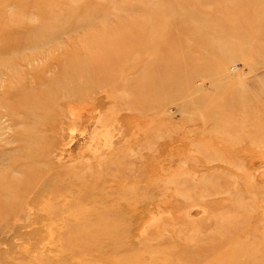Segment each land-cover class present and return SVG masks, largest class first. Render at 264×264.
<instances>
[{
  "label": "rangeland",
  "instance_id": "1",
  "mask_svg": "<svg viewBox=\"0 0 264 264\" xmlns=\"http://www.w3.org/2000/svg\"><path fill=\"white\" fill-rule=\"evenodd\" d=\"M223 200L263 264L264 0H0V264H176Z\"/></svg>",
  "mask_w": 264,
  "mask_h": 264
},
{
  "label": "bare ground",
  "instance_id": "2",
  "mask_svg": "<svg viewBox=\"0 0 264 264\" xmlns=\"http://www.w3.org/2000/svg\"><path fill=\"white\" fill-rule=\"evenodd\" d=\"M115 8L116 7L112 6L109 8V10L115 9ZM89 12L90 11H88V13H87V18H90ZM82 18H84V17H82ZM87 18H84V19H87ZM96 18L99 20V24L95 21V18L88 19L90 21V25L88 27V33L87 34H97L96 32H94L95 30H89V28L94 29V27L97 29L101 28L102 30H99V32L100 31L104 32L101 34H119V32H120L119 30H121V28L120 27L116 28L113 26L118 20L111 23V21H109L107 19V16L103 13H100V15H96ZM119 20L120 21L122 20V30L126 31L125 34H133V33H135V31H136V33L138 31V34H146L147 31L149 30L150 26H151L150 25V26L146 27L145 29H144V27H141V29H135L136 25H135V21L132 19V17L127 18V19L121 18ZM213 20H216L218 22V19H213ZM94 24H96V25H94ZM202 26H204V25H201L200 29H201V31H204L205 28ZM150 32H151V34H158L155 30H152V29L150 30ZM53 34H56V32L54 31ZM243 152H246V151L241 149L239 151V154L243 153ZM225 184H226V182L224 183V185ZM227 185L228 184H226L225 187ZM221 190L216 189V191H218V192H222ZM223 190H225V189H223ZM216 191H214V192L217 193ZM241 196H239V197H241ZM242 198H243V196L241 197V199ZM231 199L233 200V198H231ZM229 200L219 201L218 205L216 206V208H218L219 206H223L225 204L224 206L230 207V209L227 212L223 213L224 216L222 217V219L217 224V226L219 228H221L220 231L218 233H215V234H204V235H202V239H200V237L197 239L195 236H193L194 239L196 240V247L189 251V255L188 254L184 255V254L178 253L175 257V263L176 264H184L185 262H191V261H199L200 264H203L204 261L201 260V259H203V256L199 254V252H200L199 249L207 251V254L205 255V257H208V258H211V259L217 261L216 264L217 263L218 264H240V263H242V261H247L248 260L247 258H251L250 260L255 259V257H253L254 255L252 257L251 256L249 257V255L247 254V256H248L247 257L243 254L244 257L247 259V260L246 259L244 260L242 253H244L245 251H247L249 249L253 250V251H250V252H252V254L256 253L257 251H259V250H257V249H259L258 245L254 246L251 244H245L243 242L240 244H236L234 241V244L238 245V247L234 246V247H236V250H230V252L228 251V253H229L228 255H226L225 251H222L225 253L226 256L224 254L223 255L217 254L218 252L215 250V247H218V246H220V247L226 246V248H224V249H228V248L232 247V244H230L228 241H223L221 239H224L226 236H229V234H231L232 232H235L236 234H243L244 230L253 224V223H250L249 221L251 219H253L254 214H252V213H254V212L248 211L245 208V205L242 204V201L240 202V200H236L234 202L229 201ZM233 206H236V209H234ZM220 214H222V213H220ZM255 214H256V212H255ZM261 218H263V217L261 216ZM224 221L227 222V225L223 223ZM245 225H246V227H245ZM253 230L257 236H263L264 235V221H258L257 222V229L253 228ZM188 235H190V234H187V233L184 234L183 238H188L189 237ZM77 238L81 242V240L84 239V234L77 235ZM260 238H262V237H260ZM202 242L205 244H202ZM246 242H247V240H246ZM192 244H194V241L190 242L188 246H190ZM81 245H83V244H81ZM82 247H84V246H82ZM250 247H252V248H250ZM85 248H86V246H85ZM260 264H262V262Z\"/></svg>",
  "mask_w": 264,
  "mask_h": 264
}]
</instances>
